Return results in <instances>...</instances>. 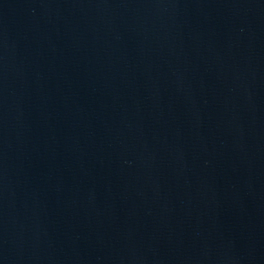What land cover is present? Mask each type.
<instances>
[{"label": "water", "instance_id": "1", "mask_svg": "<svg viewBox=\"0 0 264 264\" xmlns=\"http://www.w3.org/2000/svg\"><path fill=\"white\" fill-rule=\"evenodd\" d=\"M0 264H264V0H0Z\"/></svg>", "mask_w": 264, "mask_h": 264}]
</instances>
